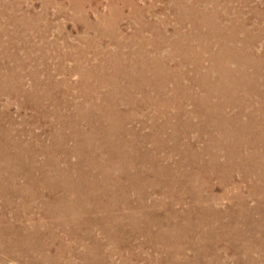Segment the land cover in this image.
<instances>
[{
    "label": "bare ground",
    "instance_id": "6f19581e",
    "mask_svg": "<svg viewBox=\"0 0 264 264\" xmlns=\"http://www.w3.org/2000/svg\"><path fill=\"white\" fill-rule=\"evenodd\" d=\"M224 1L227 17L231 1ZM118 2L131 5L112 0V16ZM70 3L81 17L82 7ZM206 3L212 6L180 8L182 15L198 12L188 16L193 31L174 28L172 41L163 21L149 25L132 3L144 21L140 32L148 27L153 37H122L130 45L118 41V47L132 56L110 53L87 68L83 49V56L69 53L75 65L61 62L53 71L78 75L76 97H69L71 83L52 77L49 49L59 47L31 24L41 15L28 13L13 33L0 26V96L30 107L36 121L52 116L54 122L48 142L37 143L36 135L23 141L13 122L1 124L7 114L0 108V264H225V250L234 264H264V50L256 49L263 30L248 27L243 16L223 24L212 10L218 0ZM112 16L81 18L100 42L113 35ZM31 31L43 44L26 38ZM189 65L193 86L185 87ZM180 94L193 110L185 111ZM139 113L145 119L134 128L129 123ZM235 171L248 196L262 202L250 206L240 192L214 193L215 177L223 186L241 185ZM155 189L157 201L150 197ZM219 198L232 205L221 208ZM139 236L145 239L136 251L132 240ZM146 245L156 255L145 258Z\"/></svg>",
    "mask_w": 264,
    "mask_h": 264
},
{
    "label": "rangeland",
    "instance_id": "374dc122",
    "mask_svg": "<svg viewBox=\"0 0 264 264\" xmlns=\"http://www.w3.org/2000/svg\"><path fill=\"white\" fill-rule=\"evenodd\" d=\"M111 1L112 0H75V2L82 7L81 17L83 16L87 17L89 21H95V19L98 16H104V14L108 18L111 17L112 16ZM125 1L131 3V5L127 4L123 6L121 2H118L116 8L114 9V13L111 20L114 22L112 37L110 39L103 38L102 40H100V42L98 41V37L94 34L95 32H93V29L92 30L88 29L87 26H85L86 23L84 21V18H81L77 9L74 6H72L73 4L70 3L71 0L70 1L69 0H0V24H1L0 26L5 28L7 31L9 30L8 32L13 33L16 30V28L22 27L24 19L28 13H31V15L34 14L41 15L38 21L35 20L36 23L32 22L31 24L38 25L40 28H43L44 31L43 36H45V39H47V41H49L51 44L58 45L59 47L57 48V50H53V51L49 49L50 56L52 57L49 59L50 61L49 60L48 61H49V66L51 67L50 71H52L51 72L52 77H54L57 80L64 79L67 81L66 83H71V85L73 86L69 88L70 89L69 97H73V95L74 97H76L77 89L75 84L79 83L78 75L68 72L57 73L56 71H53L55 68L57 69L59 67L61 62L66 68H72L75 65V61L73 58H71L69 53H72L75 56H78V54H82L83 56L81 50L83 49L87 55L86 58L88 60V62L84 64L83 66L84 68H87L90 65H94L95 63H100L104 61L105 56L107 54L110 55V53H112V55H110L112 57H115L117 55L121 56L122 54L125 56H129V55L132 56L127 52V48L118 47L117 42L120 41L126 43V40H122V37L127 38L129 36H135L136 33H141L144 39H151L153 37V34L149 31L148 27L144 28V30L140 32L142 22H144L145 20H146L145 22L148 23L149 25L158 24L159 22L163 21L165 24V27L163 29L164 35L168 39H170L169 41H172L174 38L173 36L174 28H179L186 32L193 31L188 16L192 15V12L197 13L198 11L197 10L187 11L182 15L181 12L182 8L186 6L193 7L192 5H195V7L204 9L206 6H212V4L206 3L208 0H202L201 2H197V0H184L185 2L183 0H181L182 2L179 0H125ZM230 1L231 2L229 3V6L231 10L228 14L226 13L227 17H225L224 0H218V5L212 8V10L213 11L215 10L218 15V21H222L223 24L226 23V25H228L230 18H234L236 16H243L247 18V20L249 21L247 26L253 28L254 31L257 27L259 26L262 27L263 31L261 32L263 34L256 42L257 44L256 49L258 50L259 53L263 52L264 0H230ZM132 3H134L137 9H140L144 13L143 14L144 21L140 20L141 17L139 18L135 16V14L133 13L134 12L133 9L135 8L131 7ZM180 3H182V5L184 4L183 7L179 6L181 5ZM118 10L119 12H121L120 16L119 14H116ZM238 10H240L239 15L237 14ZM11 16L15 17V21L9 20V17ZM118 16L119 18L117 19ZM228 17L230 18L228 19ZM81 19H83V21ZM31 32L29 33V36H26V38H28V40H30L34 44H43L41 36L39 37L38 32L37 31H31ZM1 38L5 40L6 36L1 34ZM95 44L97 45L96 49L92 48V46ZM126 44L130 45V42ZM164 49L170 51L169 47H165L163 48V50ZM2 62L3 60L0 58V65L2 64ZM32 64L33 65L29 64L30 66H28L27 68H30L31 66L32 67L36 66L34 63ZM5 65L14 66V62L11 60H7ZM4 69L5 68H2V70ZM28 71L29 70H27V72L23 76L26 87H29L31 83V78L28 76L29 75ZM186 72H187V79L183 81V86L191 87L193 85L190 84V81L192 80L190 75L193 74V71L190 65L186 68ZM40 78L45 79V76L41 75ZM101 89L104 90V87H101ZM195 92L198 91L195 90ZM167 94L168 97L175 96V91L171 85L167 86ZM178 101L182 104L185 111L193 110L194 102L191 99L184 97L182 94H180V98L178 99ZM0 108L1 109L3 108L2 110L5 111L7 114V117L1 121V124L8 125L9 121L13 122L14 130L16 131V133L19 134V137L23 141L34 142V138L32 137V135H36L41 139L38 142L36 141L37 143L41 141H45V142L49 141V137H50L49 133L54 126L53 125L54 122H51L53 121L52 116H50V118L46 119L45 121L44 120L36 121L35 120L36 118L33 119V115H32L33 110L30 107L27 108L20 107L16 99L15 100L14 98L9 99L6 95L0 96ZM143 113H139L140 116L137 119L133 120L131 123H129V125L134 128H139L141 124L140 122L145 119V116L141 115ZM147 113L148 115H150V112ZM183 118L184 117L182 116V119ZM197 120L198 117H195L194 121L196 122ZM148 125H149V119H147L145 129H142L141 132L143 133L147 132ZM196 136L197 134L194 132H191L189 134V138L193 142H195L197 146L200 147L201 145H203V142H201V140L200 142H196L195 141ZM147 146H150V144H148ZM163 154L165 153L163 152ZM41 158L42 157L39 156V161H41ZM174 158H177V156H175ZM233 175H234L233 181L240 183L239 181L242 180L241 173L235 171L233 172ZM217 180H218L217 177H215V179L214 178L212 179L214 186V193L217 195L222 194L224 189L229 190L230 194L232 195L236 194L237 192H240L246 197L247 203L250 206H254L256 202L259 201L260 199L259 197L248 196V192L245 185L247 184L246 181L241 182L240 186L234 188L232 185L223 186V184L219 183ZM24 181H25L24 178L22 177L18 178L19 183H23ZM159 192H161L160 189L153 190L150 194L151 200L153 201L159 200ZM147 200L150 199L148 198ZM230 200L228 198H219L218 200L217 199L215 200V202H217L215 204L220 206L221 208L222 207L225 208L229 205H232V201ZM260 202H262V199H260ZM188 204L189 201L184 203L182 206H187ZM173 206L177 208H182V206L179 204H174ZM158 212L163 213V210H158ZM33 213H39V212L35 211ZM144 239H145L144 236L143 237L139 236L137 240H132V244L136 251H139V248L137 246L139 243H142ZM220 246L221 247L219 248L224 247V245H220ZM226 246L227 245L225 244V247ZM153 249L154 248L152 246L146 245L143 248L144 252L142 254L144 255L145 258L148 255H156L157 252L155 249L154 250ZM186 254L190 256L191 251H187ZM234 263L235 262L232 259V253L225 250V264H234ZM2 264H12V262L6 261L5 263L3 262ZM151 264H158V263L151 262Z\"/></svg>",
    "mask_w": 264,
    "mask_h": 264
}]
</instances>
